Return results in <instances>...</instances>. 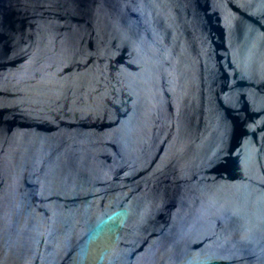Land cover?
<instances>
[{
  "label": "water",
  "instance_id": "1",
  "mask_svg": "<svg viewBox=\"0 0 264 264\" xmlns=\"http://www.w3.org/2000/svg\"><path fill=\"white\" fill-rule=\"evenodd\" d=\"M0 264H264V0H0Z\"/></svg>",
  "mask_w": 264,
  "mask_h": 264
}]
</instances>
